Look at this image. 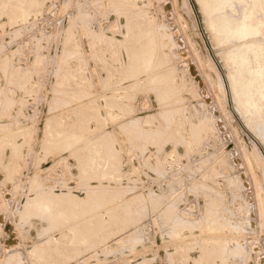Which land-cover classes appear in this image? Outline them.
<instances>
[{
    "label": "rangeland",
    "instance_id": "rangeland-1",
    "mask_svg": "<svg viewBox=\"0 0 264 264\" xmlns=\"http://www.w3.org/2000/svg\"><path fill=\"white\" fill-rule=\"evenodd\" d=\"M263 31L253 0H0V264H264Z\"/></svg>",
    "mask_w": 264,
    "mask_h": 264
},
{
    "label": "bare ground",
    "instance_id": "bare-ground-1",
    "mask_svg": "<svg viewBox=\"0 0 264 264\" xmlns=\"http://www.w3.org/2000/svg\"><path fill=\"white\" fill-rule=\"evenodd\" d=\"M230 1H231V0H230ZM253 1H254L255 3H258V4L261 6V8L264 9V3H259L258 0H253ZM262 1H263V0H262ZM218 2H219V1H218ZM242 2H243V1H242ZM245 3H246V2H245ZM216 4H217V0H215V6H216ZM227 5H228V4H227ZM231 5H232V4H231ZM233 5H234V4H233ZM235 6H236V5H235ZM241 6H244V5H241ZM254 6H255V5H254ZM245 7H246V6H245ZM220 8H221V7H220ZM226 8H227V7H226ZM240 8H241V7H240ZM240 8H239V9H240ZM218 9H219V8H218ZM242 9H243V8H242ZM215 10H216V9H215ZM240 10H241V9H240ZM245 10H246V9H245ZM248 10H249V9H248ZM218 11H219V10H218ZM218 11H216V12H218ZM220 11H221V9H220ZM235 11H236V9H235ZM235 11L233 12L234 15H235V13H237V12H235ZM214 12H215V11H214ZM225 12H226V14H227L228 11L225 10ZM238 12H239V11H238ZM220 13H221V12H220ZM220 13H219V14H220ZM251 13H252V12H251ZM215 14H216V13H215ZM222 14H223V12H222ZM241 14H242V13H241ZM243 14H244V13H243ZM245 14H246V13H245ZM223 15H224V14H223ZM234 15H233V16H234ZM236 15H237V14H236ZM250 15H251V16H250V18H251V17H252V14H250ZM226 16H227V18H228V16H230L229 13H228V15H226ZM226 16H225V18H226ZM238 16H239V15H238ZM240 16H242V15H240ZM253 16H254V14H253ZM220 17H221V16H220ZM222 17H223V16H222ZM244 17H245V15H244ZM225 18H224V19H225ZM232 18H233V17H232ZM235 18H236V16H235ZM238 18H239V17H238ZM242 18H243V17H242ZM247 18L249 19V17H247ZM229 19H231V18L229 17ZM253 19H254V17H253ZM139 20H140V19H139ZM139 20H137L136 22L139 23V22H138ZM237 20H238V19H237ZM245 20H246V19H245ZM250 20H251V19H250ZM143 21H145V19H144ZM238 21H239V20H238ZM146 22L148 23V20H147ZM146 22H142V23L144 24V26L151 24L150 22H149L148 24H146ZM224 22H225V21H224ZM229 22H230V21H229ZM240 22H241V21H240ZM242 22H243V21H242ZM251 22H253V20H252ZM142 23H141V21H140L139 24L141 25ZM231 23H232V22H231ZM253 23H254V22H253ZM253 23H252V25H253ZM139 24H137V25H139ZM143 24H142V26H143ZM145 24H146V25H145ZM219 24H220V23H219ZM227 24H229V23H227ZM247 24H248V21H247ZM247 24H246V25H247ZM249 24H250V23H249ZM254 24H255V23H254ZM230 25H231V24H230ZM246 25H245V26H246ZM255 25H257V23H256ZM135 26H136V25H134L133 27H135ZM142 26H139V28L142 29V28L144 27V26H143V27H142ZM149 26H150V25H149ZM149 26H147V27H149ZM151 26L153 27V25H151ZM216 26H217V25H216ZM221 26H222V25H221ZM234 26H235V25H234ZM237 26H239V24H238ZM147 27H146V28H147ZM152 27H150V28H152ZM256 27H257V26H256ZM137 28H138V27H137ZM139 28H138V29H139ZM219 28H220V27H219ZM227 28H228V27H227ZM247 28H248V27H247ZM253 28H254V27H253ZM132 29H133V28H132ZM143 29H144V28H143ZM216 29H217V28H216ZM223 29H224V28H223ZM223 29H222V30H223ZM229 29H232V27H231V28L229 27ZM133 30H134V29H133ZM144 30H145V29H144ZM144 30H142V32H143ZM217 30H220V29H217ZM217 30H216V32H217ZM227 30H228V29H227ZM134 31H136L135 33H138L137 30H136V28H135ZM153 31H154V28H153ZM256 31H257V30H256ZM139 32H140V31H139ZM145 32H146V30L144 31V33H145ZM148 32L150 33V35L152 34L151 31H150V29H149ZM220 32H221V30H220ZM222 32H223V31H222ZM231 32H232V31H231ZM257 32H259V31H257ZM263 32H264V31H263ZM130 33H131V32H130ZM130 33H129V34H130ZM149 33L146 34V36L149 35ZM154 33H155V31H154ZM253 33H254V31H253ZM253 33H252V34H253ZM259 33H260V32H259ZM155 34H156V33H155ZM216 34H217V33H216ZM225 34H226V33H225ZM228 34H230V32H229ZM235 34H236L235 37L238 36V37H240L239 39L241 40L243 37H245L246 35L250 34V32H249V30H247L246 28H244V27H240V28H238V29L235 30ZM130 35H132V34H130ZM136 35L138 36L139 33L136 34ZM144 35H145V34H144ZM256 35H257V33H256ZM258 35H259V34H258ZM258 35L256 36L257 39H258ZM263 35H264V34H263ZM263 35H262V36H263ZM133 36H134V35H132V38H134ZM146 36H145V38H146ZM153 36H154V37H153ZM155 36H157V34H156V35H153V34H152V37L150 36V37H151V39H150L151 42L154 41ZM217 36H218V35H217ZM221 36H222V35H221ZM232 36H233V35H232ZM260 36H261V35H260ZM159 37H160V36H159ZM230 37H231V36H230ZM139 38H140V36H139ZM141 38H142V37H141ZM223 38H224V37H223ZM245 38H246V37H245ZM249 38H251V37H248V39H247V38H246V39L249 40ZM259 38H260V37H259ZM130 39H131V38H130ZM134 39H135V38H134ZM137 39H138V37H137ZM142 39H144V36H143ZM142 39H140V40H142ZM147 39H148V36H147ZM152 39H153V40H152ZM157 39H158L159 41H161V40H160L161 38H160V39L157 38ZM220 39H221V38H220ZM224 39H225V38H224ZM232 39H233V38H232ZM263 39H264V36H263ZM131 40H132V39H131ZM131 40H130V41H131ZM144 40H145V39H144ZM166 40H167V39H166ZM222 40H223V39H222ZM244 40H245V39L243 38V40H241V42L244 41ZM247 40H246V41H247ZM260 40H261V41H259V42L261 43V45H260L259 42H258V43H259V45H260V47H261V46H262V39H260ZM159 41H158V43H157V42H156V43L159 44ZM224 41H225V40H224ZM228 41H229V38H228ZM246 41H245V42H246ZM250 41H252V42H256V40H254V37H253L252 40H250ZM133 42H137V41L135 40V41H133ZM138 42H139V41H138ZM225 42H226V41H225ZM233 42H234V41H233ZM237 42H238V41H237ZM245 42H244V43H245ZM247 42H248V41H247ZM247 42H246V43H247ZM131 43H132V42H131ZM139 43H140V45H141L142 42H139ZM153 43H154V44H153V47L155 48V46H154V45H155V42H153ZM230 43H231V42H230ZM258 43H257V44H258ZM136 44H137V43H136ZM142 44H143V43H142ZM146 44H147V43H146ZM132 45H133V44H132ZM148 45H150V44H148ZM237 45H238V44H237ZM263 45H264V44H263ZM142 46L144 47L145 45H142ZM146 46H147V45H146ZM150 46H152V44H151ZM234 46L236 47V44H234ZM242 46H244V45H242ZM132 47H133V46H132ZM134 47L138 48L137 46H134ZM134 47H133V49H134ZM237 47H238V46H237ZM257 47H258V46H257ZM150 48H152V47H150ZM156 48H157V47H156ZM239 48H240V47H239ZM243 48H244V47H243ZM245 48H246L247 50H249V51H253V50H255V45H254V43L251 44V43L249 42V43L246 44ZM245 48H244V49H245ZM145 49L148 50V49H149V46H148V49H147V47H146V48H143V51H144V52H145ZM234 49H235V48H234ZM244 49H242V50H244ZM246 49H245V50H246ZM259 49H260V48H259ZM261 49H262V48H261ZM261 49H260V50H261ZM140 50H141V48H139V51H140ZM231 50H232V49H231ZM239 50H240V52H241V49H239ZM135 51H137V49H136ZM148 51H149V50H148ZM150 51H151V49H150ZM155 51H156V50H155ZM155 51H153V52H155ZM236 51H237V49H236ZM256 51H257V50H256ZM133 52H134V51H133ZM141 52H142V51H141ZM156 52H157V51H156ZM244 52H245V51H244ZM134 53H135V52H134ZM139 53H140V52H139ZM145 53H146V54H149V56H150V53H149V52L147 53V51H146ZM145 53H144V54H145ZM151 53H152V51H151ZM229 53H230V51H229ZM232 53H233V52H232ZM234 53H237V52H234ZM234 53H233V54H234ZM252 53H253V52H252ZM252 53H251V54H252ZM257 53H258V52H257ZM136 54H137V52H136ZM141 54H142V53H141ZM141 54H139V55H141ZM154 54H155V53H154ZM233 54H232V56H233ZM254 54H255V53H254ZM261 54H262V53H261ZM151 55H152V58H153V53H152ZM242 55H244L243 52H242ZM246 55H247V52H245V56H246ZM132 56H133V54H132ZM232 56H231V58H229V59H232ZM258 56H259V55H258ZM233 57H234V56H233ZM262 57H263V56H262ZM135 58L137 59V56H136V55H135ZM141 58H142V57H141ZM141 58H140V59H141ZM148 58H149V57H148ZM245 58H246V57H245ZM144 59H145V58H144ZM150 59H151V58H150ZM236 59H237V65L239 64V62H242V60H243V56H242V60H241V53H239V54H237V55L235 56V60H236ZM249 59H250V58H249ZM257 59H258V57H257ZM142 60H143V59H142ZM142 60H141L142 65H145V63H144L145 61H144V60L142 61ZM151 60H152V59H151ZM233 60H234V58H233ZM235 60H234V63L236 62ZM238 60H241V61L238 62ZM254 60H255V59H254ZM258 60H259V59H258ZM260 60H261V58H260ZM260 60H259V61H260ZM262 60H263V59H262ZM138 61H139V59H138ZM146 61H147V59H146ZM230 61H231V60H230ZM244 61H248V62H249V60H244ZM244 61H243V63H241V66H239V67H242V66H243L242 64L245 63ZM141 62H140V63H141ZM148 62H149L148 64L150 65V63H151L150 60H148ZM248 62H247V63H248ZM250 62H251V61H250ZM253 62H254V61H253ZM229 63H230V62H229ZM232 63H233V62H232ZM259 63H260V62H259ZM138 64H139V63H138ZM151 64H152V63H151ZM262 64H263V63H261L260 65L262 66ZM135 65H137V64H135ZM135 65H134V66H135ZM142 65H141V66H142ZM230 65H231V64H230ZM232 65H234V64H232ZM235 65H236V64H235ZM235 65H234V66H235ZM250 65H251V63H250ZM254 65H255V64H254ZM260 65H259V66H260ZM141 66H140V67H141ZM247 66H248V64H246V66H245L244 68H246ZM137 67H139V66H135L134 68H137ZM237 67H238V66H237ZM249 67H250V66H249ZM251 67H252V66H251ZM254 67H255V66H254ZM233 68H234V67H233ZM247 68H248V67H247ZM258 68H259V67H257V69H258ZM239 69H240V68H239ZM242 69H243V68H242ZM242 69H240V70H242ZM263 69H264V68H263ZM235 70H236V69H235ZM246 70H247V69H246ZM261 70H262V69H260V71H261ZM262 71H263V70H262ZM251 72H252V70H251ZM253 72H255V70H254ZM154 73H155V72H154ZM234 73H235V72H234ZM237 73H238V71H237ZM237 73H236V74H237ZM248 73H249V71L246 72V75H245L244 73H240V72H239V74H237V76L240 75V74H244L245 76H247ZM150 74H151V73H149V75H150ZM236 74H234V75H236ZM252 74H253V73H252ZM149 75H147V76H149ZM254 75L256 76L257 73H254L253 76H254ZM248 76H249V75H248ZM151 77H152V76H151ZM155 77H156V76H155ZM232 77H233V76H232ZM261 77H262V75H261ZM233 78H234V77H233ZM245 78H247V77H245ZM249 78H250V77H249ZM151 79H152V78H151ZM155 79H156V78L152 79V81H155ZM235 79H236V77H235ZM240 79H241V78H240ZM240 79H239V80H240ZM255 79H256V78H255ZM257 79H258V78H257ZM263 79H264V78H263ZM148 80H149V79H148ZM237 80H238V79H237ZM237 80H236V81H237ZM242 80L245 81L244 76H243V79H242ZM261 80H262V79H261ZM244 81H243V82H244ZM251 81H252V80H251ZM253 81H254V80H253ZM261 82H263V81H261ZM256 83L258 84L257 81H256ZM256 83H255L254 88L256 87ZM236 84H237V83H236ZM239 84H240V82H239ZM247 84H248V83H247ZM252 84H253V82H252ZM249 85H250V84H249ZM249 85H247V86H249ZM241 86H242V85H239L240 88H242ZM252 86H253V85H252ZM258 86H259V85H258ZM258 86H257V87H258ZM263 87H264V86H263ZM236 88H237V87H236ZM244 88H245V85H244V87H243V90H244ZM252 88H253V87H252ZM259 89H260V87H259ZM249 90H250V89H249ZM249 90H247L248 93H249V92H253L252 89H251L252 91H249ZM261 91H262V90H261ZM242 92H243V91H242ZM259 92H260V91H259ZM249 94H250V93H249ZM252 94H253V93H252ZM247 95H248V94H246V96H247ZM240 96H241V95H240ZM246 96H245V98H247ZM255 96H256V95H255ZM260 96H261V92H260ZM253 97H254V95H253ZM254 98H255V97H254ZM234 99H235V98H234ZM251 99H252V97H251ZM258 99H259V97H258ZM254 100H255V99H254ZM254 100H253V102H255ZM237 101H238V98H237L236 102H237ZM245 101H246V100H245ZM242 103H243V101H242ZM250 104H251V103H250ZM250 104H249L248 106H252V105H250ZM253 104H254V103H253ZM238 105H239V104H238ZM245 105H246V104H245ZM240 106H241V105H240ZM241 107H242V106H241ZM243 107H244V105H243ZM244 109H245V108H244ZM253 109H255V108L253 107ZM241 110H242V109H241ZM255 110H256V109H255ZM255 110H254V112H255ZM247 111H248V109H247ZM243 112H244V111H243ZM250 112H252V109H251V111L249 110V113H250ZM252 113H253V112H252ZM77 114H78V113H77ZM79 114H80V113H79ZM250 114H251V113H250ZM252 115H253V114H252ZM247 117H248V116H247ZM263 119H264V118H263ZM253 123H254V122H253ZM53 203H54V202H53V200L51 199V200H48V201H46V202H43V203L39 204V206H40L44 211L47 212V211L50 210L51 207L54 205ZM54 207H55V206H54ZM116 208H117V207H116ZM110 209H111V208H110ZM111 210L113 211V209H111ZM111 210H110V211H111ZM114 210H115V207H114ZM112 211H111V212H112ZM108 213H109V212H108ZM175 230H176V231H175V234L180 233L178 229H175ZM213 239H214V238H213ZM214 241H215V240H214ZM218 242H219V241H218ZM218 242H217V243H218ZM48 243H49V242H47V244L45 243L44 246H43V245H38V243H37V244L34 246V249H33V251H31V254H30V255H31V259H32V260H35V264H40L41 262H45L46 259H48V258H47V257H48V254L51 253V252L53 251L52 248H54L55 245H52V246H51V244L48 245ZM207 243H208V242H207ZM43 244H44V243H43ZM28 256H29V255H28Z\"/></svg>",
    "mask_w": 264,
    "mask_h": 264
}]
</instances>
